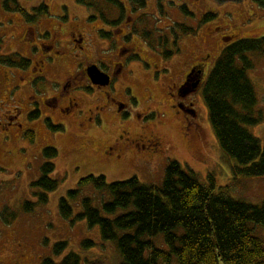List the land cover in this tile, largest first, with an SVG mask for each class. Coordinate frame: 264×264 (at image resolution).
I'll return each instance as SVG.
<instances>
[{
  "label": "rangeland",
  "instance_id": "obj_1",
  "mask_svg": "<svg viewBox=\"0 0 264 264\" xmlns=\"http://www.w3.org/2000/svg\"><path fill=\"white\" fill-rule=\"evenodd\" d=\"M4 1L0 0V56L19 53L21 57L27 58L21 38H31V32L27 31L29 27L41 26L42 30H48L57 38L65 40L70 38L74 28H78L86 34V49L79 52L78 58L73 55L66 57L65 65L69 66V71L80 72L86 62H94L102 71L113 75L114 70L107 63L109 60L114 61L112 56L116 52L98 35V30L105 28V24L99 21L102 17L95 9H87L77 0H19V6L27 14L41 4L47 7V14L35 15L31 21H27L23 15L6 11ZM118 1L127 9L124 8L123 17L132 21V16H139L138 21L141 23L136 22V33L140 34L144 29L142 34L147 37L150 35L146 41L135 42L140 47L137 51L143 59L131 62L129 67L126 64L124 72L112 77L106 90L113 100L129 104L130 108L125 114H119L111 105L105 110L100 109L92 117L87 111L104 105V91L93 88L85 78L80 82L78 98L83 116L88 117L80 123L86 124L82 126L77 121L65 125L58 122L48 124L44 120V113L33 116L30 110L25 117L27 129L19 140L7 138L8 134L0 138V264H43L47 259L59 264L70 251L80 256L82 264H118L119 255L115 244L102 240L98 226L90 228L84 220L71 223L59 213V199L66 197L69 190L78 188L79 180L89 175H103L107 182L136 177L143 184L160 186L168 163L176 161L184 171H192L201 183L206 184L208 177H211L215 193L222 192L232 199L252 205L264 203V177L249 178L236 174L237 163L229 159L219 147L208 120L202 91L204 84L189 99L197 113V135L186 127L181 115L171 108L167 86L179 80L194 59L204 55L208 56L206 81L227 45L223 42L224 38L232 37L234 41L263 40L264 7L251 0H146L145 8L131 13L129 7L132 9L134 5L128 0ZM96 4L103 9L108 20L118 17L117 8L107 0H98ZM182 6L192 15L186 16L181 11ZM206 13L215 14V17L201 23ZM92 16L97 17L90 21ZM173 22L191 27L196 32L177 38L174 47V36L170 29ZM159 35L169 37V44L163 48L157 43L162 40L158 38ZM262 47L264 49V43ZM174 49L175 53L169 59L164 58L162 63L154 53L162 50L163 55L165 50ZM247 57L253 64L247 75L257 97L253 115L260 114L263 120L256 125H245V128L264 145V51L249 52ZM152 62L161 64L169 71H162L160 76L155 75L151 80L147 65ZM102 63H105L104 67ZM15 75L14 67L0 63V117L3 109L7 108L8 91L17 81ZM19 98L11 102H17ZM138 113L142 114L141 118ZM141 130L163 140L162 148L150 155L149 159L129 153L122 162L116 163L102 155L103 142L107 138L116 137L121 132L132 135ZM47 147L57 150V156L52 160H47L43 155V149ZM47 162L55 165L50 177L58 180V187L46 193L45 204H39L37 202L42 191L34 189L31 184L41 177V168ZM101 194L91 187H85L80 197H92L94 206L101 210ZM80 201L79 198L71 202L73 216L81 211ZM26 203L35 206L26 212ZM253 227V235L264 240V226ZM84 240L92 241L94 246L83 249L81 243ZM60 241L67 245L56 256L53 247ZM156 243L158 247L165 248L162 236L158 237Z\"/></svg>",
  "mask_w": 264,
  "mask_h": 264
},
{
  "label": "trees",
  "instance_id": "obj_2",
  "mask_svg": "<svg viewBox=\"0 0 264 264\" xmlns=\"http://www.w3.org/2000/svg\"><path fill=\"white\" fill-rule=\"evenodd\" d=\"M97 1L77 0V3L95 9L99 16L107 19L103 9L97 7ZM107 1L117 8L118 16H123L121 2ZM128 1L134 5L133 12L146 7V0ZM251 1L264 7V0ZM3 7L25 16L27 21L35 15L47 14L44 4L33 8L31 15L27 14L19 6V0H5ZM181 11L186 16L192 15L185 6ZM214 17L215 14L206 13L201 23ZM170 29L174 47L177 38L196 32L178 22H173ZM143 36L150 38L149 34ZM160 36L163 38L158 40V45L163 48L169 43V37ZM263 43L264 39L227 43L202 88L208 120L219 147L237 163L235 173L249 178L264 177V145L245 128V125H256L263 120L260 114L253 115L257 97L247 75L253 68L247 53L263 52ZM172 53L175 49L165 50L163 57L169 59ZM0 63L20 68L27 64V59L13 54L0 56ZM43 155L52 160L57 156V150L44 148ZM41 171V177L31 186L42 191L37 203L45 204L46 193L58 187V180L50 177L55 171L53 163H45ZM78 186L59 199L61 217L71 223L84 220L90 228L98 226L102 240L115 244L118 264H264V240L253 235L252 228V225L264 226V203L252 205L222 192L215 193L211 177L206 184L201 183L192 171H184L176 161L168 163L160 186L143 184L136 177L107 182L103 175L84 177ZM85 187L102 192L101 210L94 206L92 197H80ZM79 198L81 211L73 216L71 202ZM34 206L26 203L24 210L29 212ZM159 236H162L165 248L157 246ZM66 245L64 241L57 242L53 247L54 255H60ZM93 246L90 240L81 243L83 249ZM43 264L54 263L47 259ZM59 264H82V260L77 253L70 251Z\"/></svg>",
  "mask_w": 264,
  "mask_h": 264
},
{
  "label": "flooded vegetation",
  "instance_id": "obj_3",
  "mask_svg": "<svg viewBox=\"0 0 264 264\" xmlns=\"http://www.w3.org/2000/svg\"><path fill=\"white\" fill-rule=\"evenodd\" d=\"M124 8L126 9V7ZM128 11L132 13L131 7H129ZM138 17L133 18L132 16V21L123 16H118L112 20L99 19L105 24V28H100L98 30L100 34L98 35L104 38L116 52L112 56L114 61L109 60L107 63L110 68H113V75L102 71L97 66V63L94 62H86L80 72L69 71V66L65 65L66 57L73 55L78 58L79 52H83L86 49V34L81 32L80 29L74 28L70 38L65 40L64 38H57V35L52 34L48 30H42L41 26L37 28L29 27L27 31L31 32V38H21V44L25 49V56H27L25 58L27 59V64L24 67L15 68L17 81L16 83L13 82L12 87L8 91L5 104L7 108L3 109L4 112L0 117V138L3 139L8 134L7 138L19 140L27 129L25 117L30 110H32L33 116L34 114L35 116L37 114L40 115L41 112L44 113L46 115L44 120L48 124L58 122L65 125L70 121H77L82 126L86 124L80 123L86 116H83L80 110L78 98L80 82L85 78L93 88L104 91L102 103L104 105L89 109L87 111L89 115L91 114L94 117L97 111L100 109L105 110L111 105L119 114H125L130 108L129 104L116 102L106 90L112 82V77L124 72L126 64L129 67L131 62L143 59L138 53L140 47L135 42L143 39L146 41L148 38L143 36L142 30L141 35L136 33V22L141 23L140 20L138 21ZM25 35L26 33L23 36ZM159 37L161 36L159 35ZM170 38H173V36H170ZM62 48L65 50L63 51ZM162 52V50L161 52L158 51V53L154 51L155 55L161 59V63L164 59ZM141 53H144V51ZM18 55L20 54L18 53ZM206 58H208L207 55L194 59L186 67L179 80L167 84L168 95L172 103L171 108L175 110V113L181 115L186 127L195 135L198 134L197 113L193 108L192 101H189V99L204 84L208 60ZM104 64L102 63L103 67L105 66ZM91 65H96L102 73L109 77L108 85L99 86L91 82L86 73L87 67ZM106 67L109 68L107 65ZM147 67L150 69L151 80L155 75L160 76L162 71H169L166 67L155 62L148 64ZM128 72H130V68ZM193 85H196V88L192 87ZM19 96L20 98L17 102H11ZM138 116L141 118L142 114L138 113ZM92 119L94 118L90 120ZM59 127L62 128L61 126ZM141 128L145 129L142 126ZM103 143L102 155L105 158L113 159L116 163H120L129 153L142 156L143 159H149L150 155L155 154L162 148L163 140L159 136L141 130L140 132L135 131L132 135H126V132H121L116 137L107 138Z\"/></svg>",
  "mask_w": 264,
  "mask_h": 264
},
{
  "label": "water",
  "instance_id": "obj_4",
  "mask_svg": "<svg viewBox=\"0 0 264 264\" xmlns=\"http://www.w3.org/2000/svg\"><path fill=\"white\" fill-rule=\"evenodd\" d=\"M229 40H230V37L227 39H224V41H229ZM86 73L94 85L106 86L109 83V77L106 74L102 73L96 65L88 66L86 69ZM195 86L196 85H193L192 87H195Z\"/></svg>",
  "mask_w": 264,
  "mask_h": 264
}]
</instances>
